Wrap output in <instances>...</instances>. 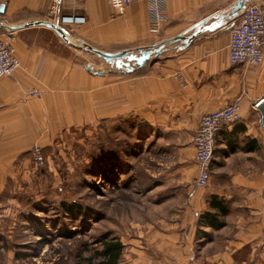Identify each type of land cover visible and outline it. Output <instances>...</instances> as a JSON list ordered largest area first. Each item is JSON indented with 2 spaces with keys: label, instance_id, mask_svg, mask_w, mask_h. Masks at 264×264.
Listing matches in <instances>:
<instances>
[{
  "label": "crops",
  "instance_id": "crops-1",
  "mask_svg": "<svg viewBox=\"0 0 264 264\" xmlns=\"http://www.w3.org/2000/svg\"><path fill=\"white\" fill-rule=\"evenodd\" d=\"M237 1L165 0L167 22L154 35L143 1L118 16L106 0H58L54 15L52 0H0V34L13 33L20 63L11 77L0 79V198L8 184L31 180V146L46 148L67 129L103 123L121 132L130 121L137 134L191 136L202 116L240 99L241 120L216 134L208 194L205 188L192 194L193 181L188 187L189 233L170 235L160 248L167 264H264V50L255 71L230 65L229 31L240 13L228 15ZM66 15L82 16L85 23L58 25ZM39 22L60 28L66 38ZM83 45L110 54L161 50L125 73ZM33 89L41 96H31ZM212 198L225 205L227 213L219 217L224 225H200L203 235L196 237V218L219 216L209 205ZM13 211L0 201V264L15 256Z\"/></svg>",
  "mask_w": 264,
  "mask_h": 264
},
{
  "label": "rangeland",
  "instance_id": "rangeland-1",
  "mask_svg": "<svg viewBox=\"0 0 264 264\" xmlns=\"http://www.w3.org/2000/svg\"><path fill=\"white\" fill-rule=\"evenodd\" d=\"M131 124L121 132L103 123L70 128L45 151L35 143L43 166L32 161L31 146V180L8 184L0 198L16 219L11 264H77L106 238L123 244L120 264H167L160 246L190 229L193 135L137 134ZM193 226L202 237L199 217Z\"/></svg>",
  "mask_w": 264,
  "mask_h": 264
},
{
  "label": "built area",
  "instance_id": "built-area-1",
  "mask_svg": "<svg viewBox=\"0 0 264 264\" xmlns=\"http://www.w3.org/2000/svg\"><path fill=\"white\" fill-rule=\"evenodd\" d=\"M116 15L121 16L134 1L147 4L148 21L151 34L158 35L167 22L165 0H106ZM51 14H57L58 0H52ZM58 25L80 26L85 23L82 16L66 15L58 18ZM64 33V31H63ZM65 34V33H64ZM13 33L5 31L0 34V79L11 77L20 67L18 59L13 55ZM264 50V2L246 3L239 18L229 31L228 58L232 67L245 65L252 71L259 68L263 62ZM31 96L40 97L41 93L31 90ZM262 100L254 102L252 108L257 110ZM241 120V102L236 99L223 108L201 117L198 127L192 136L194 148L193 161L196 176L193 180L195 190L208 186L213 163L215 137L223 125H230ZM32 161L37 166L45 163L42 148L34 144L31 148Z\"/></svg>",
  "mask_w": 264,
  "mask_h": 264
},
{
  "label": "trees",
  "instance_id": "trees-1",
  "mask_svg": "<svg viewBox=\"0 0 264 264\" xmlns=\"http://www.w3.org/2000/svg\"><path fill=\"white\" fill-rule=\"evenodd\" d=\"M148 61L149 59L145 61L141 66H138L137 64L132 62L128 68L121 67L119 69H121V71H124L125 73H130L134 70L135 67H142ZM209 205L210 207L218 210L219 216L216 213H204L199 217L200 225H206L214 230L220 229L224 225V223L219 217L225 216L227 213L225 205L216 198H212ZM65 207L68 206L65 205ZM123 249L124 246L118 239L106 238L100 242V248L96 250L92 256L82 258L81 262L77 264H120Z\"/></svg>",
  "mask_w": 264,
  "mask_h": 264
},
{
  "label": "water",
  "instance_id": "water-1",
  "mask_svg": "<svg viewBox=\"0 0 264 264\" xmlns=\"http://www.w3.org/2000/svg\"><path fill=\"white\" fill-rule=\"evenodd\" d=\"M248 1L249 0H238L237 3L233 6L232 12L228 15V18H232L233 16H237L245 8L246 3ZM3 7L4 6L1 5V7H0L1 12L3 10ZM39 24L51 27L56 32H58V34L60 36H62L64 39L66 38L65 34L63 33V31L60 28H58L56 26H52L50 23H47V22H39ZM1 27L2 26L0 25V28ZM83 47L85 49H87L89 52H91L92 54L103 59L105 62L114 64L117 68H121V67L128 68L132 62H134L138 66H141L145 61H147L150 58V56L153 53H155V54L159 53L161 50V46H159L158 48H153L150 50H140L138 54H134V53L128 52V51L120 52V53H116V54H110V53L101 52L99 50L93 49V48L86 46V45H83ZM259 110H260L261 115H262V119H261L262 125L264 126V105L260 106Z\"/></svg>",
  "mask_w": 264,
  "mask_h": 264
}]
</instances>
